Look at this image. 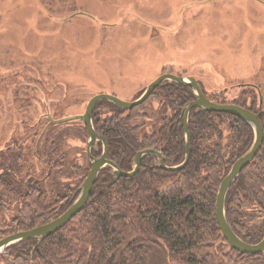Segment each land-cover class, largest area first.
Instances as JSON below:
<instances>
[{
  "label": "trees",
  "instance_id": "16d2710c",
  "mask_svg": "<svg viewBox=\"0 0 264 264\" xmlns=\"http://www.w3.org/2000/svg\"><path fill=\"white\" fill-rule=\"evenodd\" d=\"M209 98L261 112V147L234 180L224 201L234 234L255 244L264 236V90L241 88L230 101L215 93ZM192 99L188 87L169 82L157 86L145 102L132 109L122 110L110 102H99L93 110L92 123L106 141L108 159L120 170L130 171L135 154L152 149L162 154L166 166L180 164L185 157V140L179 117L183 106ZM52 117L61 115L53 113ZM147 119L152 122L146 124ZM22 125L23 132L11 137L1 151L4 157L0 160V239L59 216L76 197V189L90 167L88 161L84 166L67 165L66 153L59 145L65 135L50 130L58 126L49 124L40 133L44 126L38 118L34 123L25 120ZM80 125L86 134L84 124ZM187 128L190 155L183 168H156V157L145 154L135 175L113 181L111 169L105 167L98 174L84 208L63 228L39 243L29 239L10 246L0 254V261L264 264V253L242 254L231 249L215 217L219 184L235 159L250 147V126L227 113L193 109ZM100 153L98 143L91 155L98 157ZM41 165L45 166V192L42 182L37 180L42 177L37 174ZM60 177L72 179L60 182Z\"/></svg>",
  "mask_w": 264,
  "mask_h": 264
},
{
  "label": "rangeland",
  "instance_id": "374dc122",
  "mask_svg": "<svg viewBox=\"0 0 264 264\" xmlns=\"http://www.w3.org/2000/svg\"><path fill=\"white\" fill-rule=\"evenodd\" d=\"M164 66L224 101L239 83L264 90V0H0V152L25 120L46 128L100 93L130 101ZM52 125L67 165H86L80 121Z\"/></svg>",
  "mask_w": 264,
  "mask_h": 264
},
{
  "label": "water",
  "instance_id": "95a60500",
  "mask_svg": "<svg viewBox=\"0 0 264 264\" xmlns=\"http://www.w3.org/2000/svg\"><path fill=\"white\" fill-rule=\"evenodd\" d=\"M170 80L179 85H187L193 91V100L188 102L184 106V117H183V129H184V140H185V157L184 160L175 166H166L163 162V157L160 152H157L152 149H145L137 152L133 158V167L130 171H122L118 168V166L112 161L107 159V148L106 142L102 136H100L94 129L92 123V112L97 103L101 101H107L116 107L122 110L132 109L135 106H138L145 102L149 96L152 94L153 90L163 81ZM196 108V112L198 111H211V112H221L227 113L234 117H237L241 121L247 123L253 133V139L250 147L246 150L245 153L240 155L231 165L228 172L222 178L215 199V217L218 228L226 240V243L231 249H234L242 254H257L264 253V236L261 240L255 244L247 243L240 238H238L234 232L232 231L225 212L224 201L226 194L240 174V172L250 163V161L255 157L257 152L259 151L262 140H263V128L261 126L259 117L261 112H252L246 108H243L239 105L232 103H218L213 102L206 98L202 93L199 85L196 80L192 77H178L175 75H160L156 79H154L151 83H149L145 89L141 92V94L130 101H123L118 97L110 94H96L92 96L86 103L84 111L82 114L77 116L70 117H62L58 119H53L49 114H47L48 124H59L69 120H78L82 122L86 129V152L87 157L90 164V169L80 183L78 188L76 189L77 195L68 206V208L62 212L59 216L52 219L51 221L39 225L37 227L19 231L13 234H9L0 239V254H3L7 251V249L17 243H20L29 239H36L37 243L41 242L48 236L52 235L56 231L63 228L75 215H77L86 204L90 192L92 190V186L101 171L102 168L108 166L111 169L112 175L114 176V180L119 177H130L137 173L140 166V160L143 155L151 154L156 157L155 167L163 169L165 171H174L183 168L189 159L190 155V138L189 132L187 128V120L190 111ZM96 141H101L103 145V151L99 158H93L90 155V151L95 145Z\"/></svg>",
  "mask_w": 264,
  "mask_h": 264
},
{
  "label": "flooded vegetation",
  "instance_id": "af4514ba",
  "mask_svg": "<svg viewBox=\"0 0 264 264\" xmlns=\"http://www.w3.org/2000/svg\"><path fill=\"white\" fill-rule=\"evenodd\" d=\"M175 75V76H178V77H192V78H194L195 80H196V82H197V84L199 85V87H200V89H201V91H202V93L204 94V96L206 97V98H208L209 100H211L210 98H209V96H210V94L209 95H207L206 94V92H205V89L203 88V86L201 85V83H200V81L195 77V76H193V75H189V74H184V73H178V72H176V71H174V69L171 67V66H164L161 70H160V72H159V74L156 76V77H154L151 81H149L147 84H146V86L149 84V83H151L154 79H156L158 76H160V75ZM169 82H172V81H170V80H165V81H163L162 83H160L159 85H161V84H164V83H166V84H168ZM172 83H174V82H172ZM176 84V83H175ZM158 85V86H159ZM179 85V84H178ZM145 86V87H146ZM181 86H185V87H188L190 90H192L189 86H187V85H181ZM235 87H238V88H250V89H253V90H257V91H259L261 88H262V85L260 84V83H256V82H252V81H248V82H243V83H239V84H237V85H234ZM233 85H231V86H225V87H223V88H221V89H224L225 91L226 90H229L230 88H232V87H234ZM145 87H143L142 88V90L139 92V95L141 94V92L145 89ZM154 91V90H153ZM212 93H214V92H212ZM211 93V94H212ZM192 94H193V91H192ZM138 95V96H139ZM216 95H219V96H222V93H219V94H216ZM138 96H136L135 98H137ZM134 98V99H135ZM194 99V98H193ZM192 99V100H193ZM133 100V99H132ZM191 100V101H192ZM211 101H213V100H211ZM190 102V101H189ZM213 102H216V101H213ZM218 103H222V102H218ZM223 103H228V102H223ZM98 104V103H97ZM96 104V105H97ZM187 104V103H186ZM185 104V105H186ZM233 104V103H232ZM95 108V107H94ZM183 108H184V106H183ZM182 108V111H181V116L179 117V120L181 119L182 121H183V117H184V109ZM193 109H195L196 110V108H193ZM192 109V110H193ZM94 110V109H93ZM191 110V111H192ZM190 111V112H191ZM93 113V112H92ZM46 116V115H45ZM237 118V117H236ZM260 118H261V115H260V117H259V120H260ZM46 119H47V116H46ZM238 119V118H237ZM240 120V119H239ZM260 123H261V120H260ZM45 130V126L43 127V130L40 132V133H42L43 131ZM41 135V134H40ZM101 136V135H100ZM87 139V138H86ZM105 140V139H104ZM106 142V141H105ZM98 143H100L101 144V153H100V155L98 156V157H94V156H92L91 155V151H90V155H91V157H93V158H99L100 156H101V154H102V151H103V145H102V143H101V141H96V143H95V145L93 146V148L92 149H94V148H97V144ZM91 149V150H92ZM87 153V152H86ZM162 155V154H161ZM4 156L1 154V152H0V160H2V158H3ZM107 159H108V157H107ZM237 159V158H236ZM235 159V160H236ZM109 160V159H108ZM164 162V161H163ZM88 163H89V160H88ZM42 166V165H41ZM89 166H90V164H89ZM105 167H108V166H105ZM104 167V168H105ZM140 167V166H139ZM104 168H102V169H104ZM157 168V167H156ZM89 169H90V167H89ZM101 169V170H102ZM230 169V168H229ZM228 169V170H229ZM89 171V170H88ZM228 172V171H227ZM226 172V173H227ZM88 173V172H87ZM100 173V172H99ZM37 174L38 175H41L42 177L40 178V179H37V180H40L41 182H42V184H41V189H42V191H44L45 192V187H47L46 185H45V166H42V168H41V170L40 171H37ZM87 175V174H86ZM68 208V207H67ZM66 208V209H67Z\"/></svg>",
  "mask_w": 264,
  "mask_h": 264
}]
</instances>
